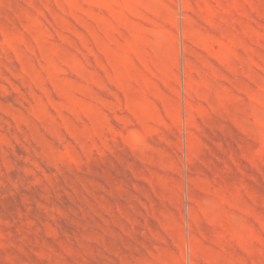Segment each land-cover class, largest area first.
Masks as SVG:
<instances>
[{
  "label": "rangeland",
  "instance_id": "374dc122",
  "mask_svg": "<svg viewBox=\"0 0 264 264\" xmlns=\"http://www.w3.org/2000/svg\"><path fill=\"white\" fill-rule=\"evenodd\" d=\"M0 264H264V0H0Z\"/></svg>",
  "mask_w": 264,
  "mask_h": 264
}]
</instances>
